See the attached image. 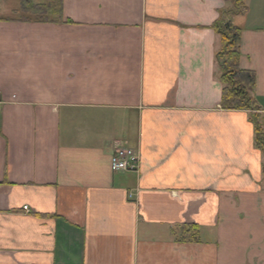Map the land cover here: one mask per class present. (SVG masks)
Listing matches in <instances>:
<instances>
[{
  "label": "crops",
  "instance_id": "1",
  "mask_svg": "<svg viewBox=\"0 0 264 264\" xmlns=\"http://www.w3.org/2000/svg\"><path fill=\"white\" fill-rule=\"evenodd\" d=\"M245 4L261 120L264 0ZM226 8L62 0L72 24L0 22V264H264V155L252 113L220 106ZM118 147L139 174L111 170ZM186 224L197 242H176Z\"/></svg>",
  "mask_w": 264,
  "mask_h": 264
},
{
  "label": "trees",
  "instance_id": "2",
  "mask_svg": "<svg viewBox=\"0 0 264 264\" xmlns=\"http://www.w3.org/2000/svg\"><path fill=\"white\" fill-rule=\"evenodd\" d=\"M227 8L221 11L212 29L219 38L215 52V62L220 69L218 81L222 85L220 106L224 111H249L255 124V148L264 155V119H258L257 102L253 97L256 77L253 72L240 68L241 34L240 28L231 22L235 15L246 12V0H223ZM20 11V16L16 14ZM14 19H0V22L72 24L64 21L62 0H44L35 4L33 0H20V10ZM264 174V166H263ZM176 234L180 244L195 243L199 238V228L192 224L182 225Z\"/></svg>",
  "mask_w": 264,
  "mask_h": 264
},
{
  "label": "built area",
  "instance_id": "3",
  "mask_svg": "<svg viewBox=\"0 0 264 264\" xmlns=\"http://www.w3.org/2000/svg\"><path fill=\"white\" fill-rule=\"evenodd\" d=\"M110 165L115 172L138 173L139 157L132 149H117L111 158Z\"/></svg>",
  "mask_w": 264,
  "mask_h": 264
},
{
  "label": "rangeland",
  "instance_id": "4",
  "mask_svg": "<svg viewBox=\"0 0 264 264\" xmlns=\"http://www.w3.org/2000/svg\"><path fill=\"white\" fill-rule=\"evenodd\" d=\"M0 6L4 9H17L20 10V1L19 0H0ZM20 11L16 14V16H20ZM15 16V15H13ZM253 114V113H252ZM132 198V197H130Z\"/></svg>",
  "mask_w": 264,
  "mask_h": 264
}]
</instances>
